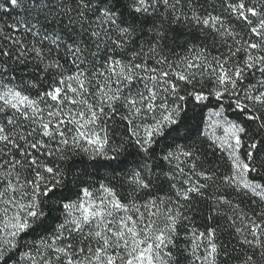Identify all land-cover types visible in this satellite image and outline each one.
<instances>
[{"label": "snow or ice", "instance_id": "1", "mask_svg": "<svg viewBox=\"0 0 264 264\" xmlns=\"http://www.w3.org/2000/svg\"><path fill=\"white\" fill-rule=\"evenodd\" d=\"M0 264H264V0H0Z\"/></svg>", "mask_w": 264, "mask_h": 264}]
</instances>
